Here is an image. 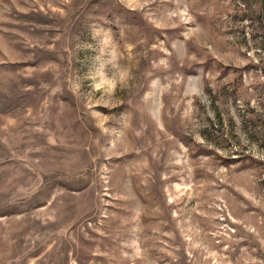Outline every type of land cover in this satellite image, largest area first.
I'll return each instance as SVG.
<instances>
[{"label": "rangeland", "instance_id": "1", "mask_svg": "<svg viewBox=\"0 0 264 264\" xmlns=\"http://www.w3.org/2000/svg\"><path fill=\"white\" fill-rule=\"evenodd\" d=\"M0 264H264V0H0Z\"/></svg>", "mask_w": 264, "mask_h": 264}]
</instances>
